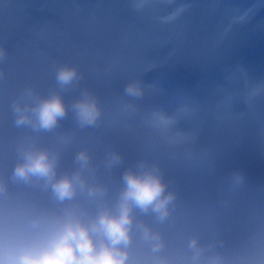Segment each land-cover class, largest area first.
<instances>
[{
    "label": "clouds",
    "instance_id": "9594fccd",
    "mask_svg": "<svg viewBox=\"0 0 264 264\" xmlns=\"http://www.w3.org/2000/svg\"><path fill=\"white\" fill-rule=\"evenodd\" d=\"M7 55L0 43V64ZM81 79L76 65L60 64L46 95L25 86L12 101L15 127L30 134L0 153V264H264V185H253L243 169L225 172L214 195L189 201L158 161L125 166L115 148L96 161L80 147L72 166H63L70 139L42 143L41 134L55 133L69 113L80 128L103 116L86 88L66 102L64 91ZM150 87L140 77L125 83L120 104L128 116ZM189 111L156 106L146 122L166 134Z\"/></svg>",
    "mask_w": 264,
    "mask_h": 264
},
{
    "label": "rangeland",
    "instance_id": "374dc122",
    "mask_svg": "<svg viewBox=\"0 0 264 264\" xmlns=\"http://www.w3.org/2000/svg\"><path fill=\"white\" fill-rule=\"evenodd\" d=\"M1 3L0 43L6 46L12 41L13 47L0 64L4 70L0 81H6L11 87L28 86L32 82L35 89L41 88L38 91L40 94L46 95L47 89L56 84L55 78L40 82L32 80L52 63L67 64L70 57L61 53V48L65 47L80 58L77 67L82 74L78 86L64 91L65 100H74L80 95L81 89L85 88L100 95L99 101L109 134L112 135L110 140H114L113 145L107 141L98 144L96 141L91 142V139L81 143L79 133L84 128L78 127L72 117L66 126L61 124L55 133L41 134L42 143H51L56 136H67L70 139V146L64 155V167L72 166V156L80 147L86 146L90 151L93 148L91 152L96 161L102 160L105 152L112 148L122 153L119 142H116L121 138L117 124L128 127L130 138L149 149L151 154L144 149L145 157L151 159L157 156L154 153L164 148L183 150L190 145L185 142L192 133L197 136L203 132L205 134L208 127L216 132L211 146L198 151L187 149L178 157L175 164L179 167L178 173L196 169L195 172L182 174L181 181L175 183L181 189L179 192L183 200L192 201L205 195H214L219 182L216 177L224 164L219 155L229 154L228 147L247 150V159H254L261 165L258 157L264 155V51L243 61L237 72H229L227 64L240 52L251 47L264 50V0H4ZM47 6L54 12L51 13ZM139 10L145 13H137ZM260 11L263 16L257 20ZM157 15L162 24L158 22ZM188 15L190 17L186 28L192 27L196 19L199 26L189 37L187 48H209L210 56L180 71L174 69L177 65L165 63L166 69L158 68L154 73L166 75L164 83L154 80V69L149 71L145 84L152 87L142 100L137 101L140 110L135 116L130 117L118 111L116 104L108 105L107 101L113 103L118 99V94L112 93L113 88L109 86L113 74L115 76L111 85L116 89L114 83L120 78L126 82L137 78L138 74L152 67L149 61L159 60L168 53L173 54L175 43L168 40L176 32L164 24ZM237 24H242L244 30H238L232 44L228 43L227 46L223 37ZM44 30L52 43L49 44L50 49L48 46L44 48L42 43ZM137 40L138 44L130 46ZM160 41L162 45L154 46ZM17 46H21L18 51L15 50ZM141 48H149L150 52L142 62H137L135 55ZM189 54L190 50L180 51L176 62L177 59L186 62ZM190 55L194 57L195 53L191 52ZM239 58L235 61L238 62ZM218 64L221 65L220 74H227L222 84L216 83L210 87L203 99L188 97L184 102L181 101L180 104L190 109L189 114L180 117L170 132L161 133L148 125L146 113L153 107L164 106L170 112L175 110L178 104L171 101L178 90L185 88L181 79L187 73H195L196 79L186 88H195L200 84V78L210 74ZM97 66L103 67V75L100 80H92L89 77L91 68ZM116 73L119 76L116 77ZM17 95L5 96L0 103V137L2 132H10L13 142L19 136L30 134V130L14 126L11 104ZM232 121H241L242 124L232 130ZM206 141L209 142L208 138ZM13 142L6 148L7 154ZM196 143L194 141L191 144ZM3 144L0 139V153L5 154ZM124 157L131 163L137 160V155H128L126 150ZM162 163L165 164V159ZM234 168L242 169L243 164L238 163ZM260 170L263 171L247 173L253 185H264V167ZM119 174L115 173L113 179H118ZM207 179L211 180L213 185L210 186L213 188L204 191Z\"/></svg>",
    "mask_w": 264,
    "mask_h": 264
},
{
    "label": "trees",
    "instance_id": "16d2710c",
    "mask_svg": "<svg viewBox=\"0 0 264 264\" xmlns=\"http://www.w3.org/2000/svg\"><path fill=\"white\" fill-rule=\"evenodd\" d=\"M238 155H239V153L236 152V153H235L236 158H237ZM225 172H226V171H225L224 169H220L217 178H218V179H221V177L223 176V174H224Z\"/></svg>",
    "mask_w": 264,
    "mask_h": 264
}]
</instances>
